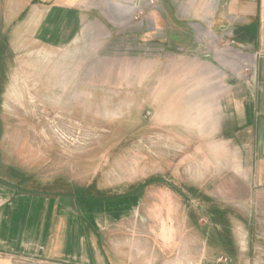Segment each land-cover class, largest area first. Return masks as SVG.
Returning a JSON list of instances; mask_svg holds the SVG:
<instances>
[{"label": "rangeland", "instance_id": "rangeland-1", "mask_svg": "<svg viewBox=\"0 0 264 264\" xmlns=\"http://www.w3.org/2000/svg\"><path fill=\"white\" fill-rule=\"evenodd\" d=\"M6 1V25L62 7L77 14L79 27L53 45L22 42L31 29H0L10 37L0 53L3 178L89 202L124 197L106 205L136 209L155 233H185L187 245L217 229L219 240L232 242L242 210L221 200L242 190L230 184L217 140L206 138L209 123L196 122L194 87H167L184 77L169 66L189 51L170 39L177 18L194 27V0H43L42 7L33 0L35 14L27 0L25 7ZM256 255L228 253L231 264H259Z\"/></svg>", "mask_w": 264, "mask_h": 264}, {"label": "crops", "instance_id": "crops-1", "mask_svg": "<svg viewBox=\"0 0 264 264\" xmlns=\"http://www.w3.org/2000/svg\"><path fill=\"white\" fill-rule=\"evenodd\" d=\"M18 2L25 7L26 0ZM32 2L27 0L35 14L40 8ZM6 3L0 0V29H31L32 35L20 38L24 43H67L79 27L77 14L62 7H49L44 19L19 14L6 25L1 14ZM191 12L194 27L179 17L180 30L170 39L189 51L169 66L171 75L178 71L184 77L167 87H194L196 122L199 117L201 124L209 123L206 138L217 140L223 170L234 174L230 184L242 190L226 191L221 200L242 210L231 224L234 243L219 240L217 229L203 237L199 232L187 245L185 233L173 238L155 233L147 219L138 222L143 213L106 205L124 197L89 202L55 196L52 186L28 189L0 174V264H184L186 258L193 264H231L228 253L234 249L248 261L256 251L255 259L264 264V0H194ZM0 33L2 53L10 37Z\"/></svg>", "mask_w": 264, "mask_h": 264}]
</instances>
